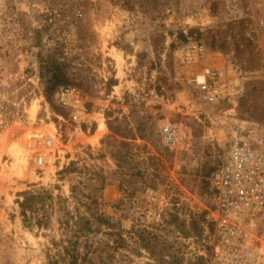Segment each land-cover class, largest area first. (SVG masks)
I'll return each instance as SVG.
<instances>
[{
    "label": "rangeland",
    "instance_id": "rangeland-1",
    "mask_svg": "<svg viewBox=\"0 0 264 264\" xmlns=\"http://www.w3.org/2000/svg\"><path fill=\"white\" fill-rule=\"evenodd\" d=\"M189 43L247 73L236 106L198 101ZM163 122L188 128L183 148L160 143ZM245 123L264 125V0H0V264H63L74 243L84 264H217L209 180ZM27 192L48 198L22 219Z\"/></svg>",
    "mask_w": 264,
    "mask_h": 264
},
{
    "label": "built area",
    "instance_id": "built-area-1",
    "mask_svg": "<svg viewBox=\"0 0 264 264\" xmlns=\"http://www.w3.org/2000/svg\"><path fill=\"white\" fill-rule=\"evenodd\" d=\"M206 50L189 43L179 50L186 70L184 80L204 105L236 106L244 93L247 73L234 61L220 66L206 64ZM56 104L78 119L82 103L72 88H58ZM189 130L182 124L163 122L158 129L160 143L169 150L183 148ZM50 148L52 140L44 142ZM45 153L34 158L42 166ZM209 192L213 201V249L217 264H264V125L245 123L227 145L221 164L211 174Z\"/></svg>",
    "mask_w": 264,
    "mask_h": 264
},
{
    "label": "trees",
    "instance_id": "trees-1",
    "mask_svg": "<svg viewBox=\"0 0 264 264\" xmlns=\"http://www.w3.org/2000/svg\"><path fill=\"white\" fill-rule=\"evenodd\" d=\"M19 196L22 197V200L17 203L22 219H26V213H35L36 209H38L37 207H43L45 199L48 198L39 193L33 194L29 192L23 193ZM92 218L97 224L107 223L100 216H93ZM77 223H80L82 226V228L79 230L80 234H86L88 232L89 226L91 225L90 220L78 217V221L75 222V224ZM61 252L62 256L60 261L63 262V264H84L85 262L84 256H80V253H78L76 243L68 244L67 247H63L61 249Z\"/></svg>",
    "mask_w": 264,
    "mask_h": 264
},
{
    "label": "bare ground",
    "instance_id": "bare-ground-1",
    "mask_svg": "<svg viewBox=\"0 0 264 264\" xmlns=\"http://www.w3.org/2000/svg\"><path fill=\"white\" fill-rule=\"evenodd\" d=\"M99 130H102V126L100 125H99ZM10 156L12 158V162L10 164L12 175L17 177L18 179H25L26 177L28 178V176L31 178L33 173L31 171L27 172L26 166L28 164V161L31 160L32 157L30 156L29 158H25V156H22L19 158L14 154Z\"/></svg>",
    "mask_w": 264,
    "mask_h": 264
}]
</instances>
